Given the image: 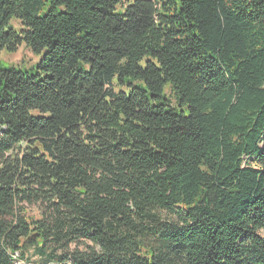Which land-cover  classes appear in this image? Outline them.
Wrapping results in <instances>:
<instances>
[{
    "label": "trees",
    "instance_id": "trees-1",
    "mask_svg": "<svg viewBox=\"0 0 264 264\" xmlns=\"http://www.w3.org/2000/svg\"><path fill=\"white\" fill-rule=\"evenodd\" d=\"M23 44L0 264H264V0H0Z\"/></svg>",
    "mask_w": 264,
    "mask_h": 264
},
{
    "label": "rangeland",
    "instance_id": "rangeland-1",
    "mask_svg": "<svg viewBox=\"0 0 264 264\" xmlns=\"http://www.w3.org/2000/svg\"><path fill=\"white\" fill-rule=\"evenodd\" d=\"M43 11H46V9L44 8ZM11 23L16 29L21 27L20 22L15 18L11 19ZM44 53L45 49L41 50L40 52H34L24 44L16 51H7L3 49L0 51V68H16L26 72L37 73L39 70L36 68V66L40 62ZM141 63L144 65L143 61ZM135 84L139 85L141 82L136 81ZM128 88L129 87L127 86H122V89L124 90H128ZM34 114H37V112L34 111ZM25 207L29 213V216L38 214L36 205H25ZM32 252V250H29L26 254V257H28L29 264H36V262L39 261V258Z\"/></svg>",
    "mask_w": 264,
    "mask_h": 264
}]
</instances>
